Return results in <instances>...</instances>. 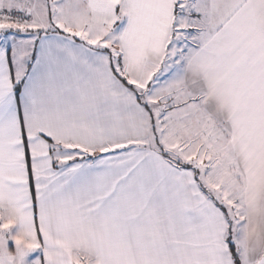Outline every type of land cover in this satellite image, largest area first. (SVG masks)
<instances>
[{
  "label": "snow or ice",
  "instance_id": "6c2138e0",
  "mask_svg": "<svg viewBox=\"0 0 264 264\" xmlns=\"http://www.w3.org/2000/svg\"><path fill=\"white\" fill-rule=\"evenodd\" d=\"M0 264H264V0H0Z\"/></svg>",
  "mask_w": 264,
  "mask_h": 264
},
{
  "label": "clouds",
  "instance_id": "9594fccd",
  "mask_svg": "<svg viewBox=\"0 0 264 264\" xmlns=\"http://www.w3.org/2000/svg\"><path fill=\"white\" fill-rule=\"evenodd\" d=\"M21 240H23V237H21Z\"/></svg>",
  "mask_w": 264,
  "mask_h": 264
}]
</instances>
